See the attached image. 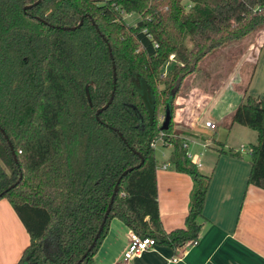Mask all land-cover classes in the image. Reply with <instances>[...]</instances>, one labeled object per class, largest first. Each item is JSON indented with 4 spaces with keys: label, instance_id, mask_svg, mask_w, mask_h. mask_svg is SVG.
Masks as SVG:
<instances>
[{
    "label": "trees",
    "instance_id": "1",
    "mask_svg": "<svg viewBox=\"0 0 264 264\" xmlns=\"http://www.w3.org/2000/svg\"><path fill=\"white\" fill-rule=\"evenodd\" d=\"M36 1L0 0V199L29 235L16 264H76L86 252L79 264H94L114 217L158 245L196 240L210 176L172 136L174 99L208 52L264 26V0H40L24 9ZM121 10L138 14L136 23ZM161 107L171 115L166 130ZM231 121L257 133L247 183L264 189V95H245ZM160 132L170 168L193 182L184 225L170 231L151 146Z\"/></svg>",
    "mask_w": 264,
    "mask_h": 264
},
{
    "label": "crops",
    "instance_id": "2",
    "mask_svg": "<svg viewBox=\"0 0 264 264\" xmlns=\"http://www.w3.org/2000/svg\"><path fill=\"white\" fill-rule=\"evenodd\" d=\"M259 39L256 44L247 45L242 60L218 87L205 73L193 74L189 89L175 97V128L181 131L189 158L193 162L198 159L199 170L210 176L196 243L175 248L157 244L155 249L124 262L121 255L130 228L114 217L94 256V264H264V189L247 183L250 164L244 152H240V157L219 154L221 145L198 135L208 128L204 122L211 120L216 124L213 131L235 132L237 140L225 144L229 149L238 151L245 146L248 155L246 144L257 143L256 131L233 123L231 118L245 95H264V33ZM158 142L156 147L161 149L155 157L159 216L163 229L170 231L184 225L193 182L187 174L170 168L172 146ZM28 243L25 227L9 201L1 198L0 264H16ZM176 255L181 256L180 260H169Z\"/></svg>",
    "mask_w": 264,
    "mask_h": 264
},
{
    "label": "rangeland",
    "instance_id": "3",
    "mask_svg": "<svg viewBox=\"0 0 264 264\" xmlns=\"http://www.w3.org/2000/svg\"><path fill=\"white\" fill-rule=\"evenodd\" d=\"M139 18V15L136 13L132 14H126L124 16V19L130 23V24H135L137 19ZM264 33V26L259 27L246 36H244L241 39L233 40L230 41L229 43L220 46L214 50H211L208 52L199 62H198V70L195 72H192L189 74L187 77H185V81L183 80L180 89L178 91V94H183L189 89V82L190 79L195 77L193 74H206L208 78H213L214 85L218 87L220 85V82L226 78V76L230 75L231 72L234 71L235 67L237 66L238 62H240L243 58L244 55V50L247 47V45H251V43L256 44V42H259V37L262 36ZM259 39V40H258ZM189 45V43H188ZM246 51V50H245ZM174 60H176V57L174 56ZM175 61L171 62V65ZM170 65V66H171ZM191 75V77H189ZM214 76V77H213ZM211 81V80H210ZM218 82V83H217ZM159 87L162 86L161 83H158ZM177 94V95H178ZM174 108H175V99H174ZM164 109L163 107L160 108V119L162 118ZM172 136L173 138H177L180 136L181 131L177 128H175V124L172 119ZM198 135L203 138L204 140L211 139V142L214 143V145H221L223 148H225L226 153L224 152L223 154H228L227 150L229 149V145L225 144L227 141H235L237 140V136L234 131L232 130H226V132L220 131L219 129H216L213 131V129L207 128V129H202L200 132H198ZM241 140V137H240ZM159 143V142H157ZM244 143V142H241ZM240 145V144H239ZM248 147L249 145L246 144ZM156 147V146H155ZM218 146V148H222ZM245 147V146H244ZM241 149V146L237 148L236 150L240 149L241 153L243 154L244 152V157L246 156V159L248 160V155L245 151V148ZM161 147H156L155 152L159 154V150ZM234 149V148H232ZM244 150V151H243ZM188 155V151H187Z\"/></svg>",
    "mask_w": 264,
    "mask_h": 264
},
{
    "label": "built area",
    "instance_id": "4",
    "mask_svg": "<svg viewBox=\"0 0 264 264\" xmlns=\"http://www.w3.org/2000/svg\"><path fill=\"white\" fill-rule=\"evenodd\" d=\"M121 14L122 17L124 19V16L126 14H132V13H126L125 11L121 10ZM175 61L174 60V54H171L168 58V60L166 61V63L164 64L163 68H162V74H166V72L169 70V66L171 65V62ZM204 125L210 129H215L216 124L211 121V120H206L204 122ZM163 132H160L158 135H155L152 142H151V146L155 148L156 144L158 141H161L162 139V134ZM186 146V144H185ZM188 156L190 157V155L188 154ZM197 166L200 165V162L198 161V159L196 160V162H194ZM163 167H166L165 164H163ZM197 240L188 242L189 244H194L196 243ZM156 241L152 238V237H141L139 236L134 230L130 229L128 232V242L126 244L125 249L122 252L121 255V260L124 262L129 261L130 259L139 256L141 253H143L146 250H150V249H155L156 247ZM183 253V251H182ZM179 255L173 256L171 258H169L170 261H178L180 260Z\"/></svg>",
    "mask_w": 264,
    "mask_h": 264
},
{
    "label": "water",
    "instance_id": "5",
    "mask_svg": "<svg viewBox=\"0 0 264 264\" xmlns=\"http://www.w3.org/2000/svg\"><path fill=\"white\" fill-rule=\"evenodd\" d=\"M39 1H40V0H37L36 2H34V3L31 4V5L25 6L24 9H26V8L32 6V5H35V4L38 3ZM81 21H82V20H81ZM81 21L79 22L78 25H80ZM78 25H77V26H78ZM109 50H110V48H109ZM113 69H114V66H113ZM114 70H115V69H114ZM113 75H114V81H115V71H114ZM112 97H113V92L111 93V97H110V99L108 100V102H107L104 106H102L101 108L97 109V111H96V113H95L96 118H98V114H99V112H100L101 110L105 109V108L108 106V104L110 103ZM143 97H144V100H145V102H146L147 110H148V113H149V118H150L149 120L152 121V120H153V116H154L153 102H149V101L147 100V98H146V93H143ZM170 120H171L170 112H169V110L166 109V110H165V113H164V115H163V120H162V123H161L160 129H161V130H166V129L168 128V125H169ZM1 132L4 134V137L7 138V135L4 133V131H3L2 129H1ZM118 134H119V136L123 139L121 133H118ZM123 140H124V139H123ZM124 141H125V140H124ZM8 143H9V146H10V149H11V152H12L14 158H16L11 143H10L9 141H8ZM142 161H143V160L141 159V162H140V163H142ZM130 169H131V168L125 170V171L122 173V175H125ZM15 184H16V183H13L10 187H13ZM7 189H9V188H7ZM116 191H117V187L115 186L114 191H113V194H112L111 199H110V203H109V205H108V208H107L106 213H105V215H104L103 221H102V223H101V226H100V228H99V230H98V232H97V234H96V236H95V238H94V240H93V242H92V244H91L90 247L93 246V244L95 243L96 239L98 238V235H99V233H100V231H101V229H102V226H103V224H104V222H105V219H106V217H107V214H108V212H109V210H110V206H111V204H112L113 197H114ZM89 249H90V248H89ZM86 253H87V252H86ZM86 253L82 256V258L85 257ZM82 258H81L76 264H79L80 261L82 260Z\"/></svg>",
    "mask_w": 264,
    "mask_h": 264
}]
</instances>
